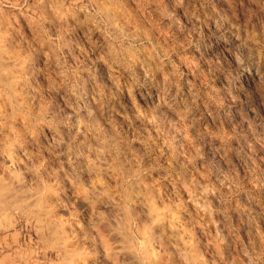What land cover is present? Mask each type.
Returning a JSON list of instances; mask_svg holds the SVG:
<instances>
[{
    "label": "rangeland",
    "instance_id": "374dc122",
    "mask_svg": "<svg viewBox=\"0 0 264 264\" xmlns=\"http://www.w3.org/2000/svg\"><path fill=\"white\" fill-rule=\"evenodd\" d=\"M159 3L0 0V89L5 77L15 83L19 96L13 102L23 101L21 110L39 122L40 139L47 142L60 138L58 128L60 135L66 131V125L57 120L70 115L64 103L66 97L71 98L70 89L80 92L82 83L88 82L89 91H96L78 119L86 130L91 129L88 138L101 160L108 153L100 148L113 155L119 151L118 163L126 181L117 187L113 180L107 187L97 185L81 194L80 186L88 189L96 174L85 171L80 186L74 188L76 194L71 199L61 196L57 203L41 194L36 173H22L20 198L35 197L30 203L44 217L45 235L56 234L55 243H39L35 229L28 233V239L38 243L28 250L27 264L56 260L62 264H264V249L259 244L264 238V109L250 103L256 92L264 96V86L257 81L249 90L242 81L249 102L236 97L220 119L208 121L212 134L204 133L196 140L181 130L187 128L180 124L182 116L168 109L161 115L151 88L143 96L131 88L128 95L121 91L130 77L142 79L138 61L148 60L153 68L162 64L167 69L169 58L163 55L164 49L190 37L195 39L192 50L197 59L202 58L201 67L215 69L219 59L215 53L221 46L216 27L220 25L213 26L209 20L208 27L201 28L192 15L208 8L205 0H185L183 6H175L181 30L157 13ZM234 35L242 47L249 43L242 33ZM230 71L216 72L217 85ZM156 74L159 77V71ZM114 93L131 118L115 116L113 126L99 127L97 112L113 103L109 97ZM154 119L160 121L163 132L153 142L158 135ZM3 142L4 131L0 130V148ZM11 164V156L0 155V173ZM177 175L179 180L174 179ZM98 212L107 214L114 230L83 232L79 224H87ZM241 241L243 245L251 241L255 250L244 248Z\"/></svg>",
    "mask_w": 264,
    "mask_h": 264
},
{
    "label": "clouds",
    "instance_id": "9594fccd",
    "mask_svg": "<svg viewBox=\"0 0 264 264\" xmlns=\"http://www.w3.org/2000/svg\"><path fill=\"white\" fill-rule=\"evenodd\" d=\"M184 3L185 0H160L156 10L158 14L167 16L177 30H181L182 22L174 13L175 6H183ZM205 3L208 4L207 9L202 8L192 15L199 21L201 28L208 27L209 20L213 26L220 25L216 27L221 46L215 53L219 57L215 60V69L210 65L201 67L202 58L197 59L195 51L192 50L195 39L190 37L183 42L176 41L164 49L163 55L169 58L166 61L167 69L162 64L153 68L148 60L138 61L142 79L130 77L121 88L126 95L127 89L131 88L141 96L144 90L151 88L156 93L161 115L164 109H168L182 116L180 124H186L187 128L181 130L192 140L204 133L211 135L208 121L215 122L220 119L221 112L228 104L234 103L236 97H242L245 102H249L247 92L241 88L242 81L247 83L249 90L253 89L257 81L264 86V0H205ZM213 3L220 6L213 7ZM169 4L173 5L171 9L167 7ZM237 31L249 42L243 47L234 35ZM173 55L175 60L171 59ZM155 58L152 57L153 60ZM225 68H230L231 71L225 74L223 82L217 85L216 72L223 74ZM90 87L88 82H83L80 92H77L75 87L70 89L71 98L66 97L64 100L65 107L70 109V115L57 120V124L66 125V131L60 135L58 128L60 138L46 142L40 139L42 130L39 128V122L33 121L30 114L21 110L23 101L16 99V102H13L19 93L15 83L5 77L3 88L0 89V117H3L0 119V124L3 125L0 130L4 131L0 155L5 158L11 156L13 164L6 166L3 173H0V208L3 209V218L0 219V264H27L28 250L38 243L28 239V233L32 229H35L40 237L39 243H55L56 234L53 232L45 235L41 227L44 217L30 203L35 197L20 198L21 192L24 191L20 187L23 183L22 173H36L41 194L57 203L60 202L61 196L71 199V196L76 194L74 188L80 186V176L85 171L95 170L96 174L88 189L80 186L81 194L91 191L97 185L107 187L113 180L117 181V187L126 182L122 179V165L118 163L119 151L113 155L108 149L100 148L99 151L108 153L101 160L88 138L91 129L86 130L83 121L78 119L81 108L87 109L91 104L93 92L96 91H89ZM109 99L113 103L97 112L96 121L99 127L113 126L115 116L125 120L131 118L128 116L129 109L117 94L114 93ZM128 103L131 104L132 101L129 100ZM250 103L264 109V96L256 92ZM73 120H76V123H73ZM153 125L158 134L153 138L154 142L155 139L162 138L160 134L163 128L160 121L155 119ZM116 131L119 135V129ZM64 136L67 139H64ZM81 136L84 139H81ZM163 142L165 145L168 143L167 140ZM171 175L169 172V176ZM174 179L179 180L180 176L177 175ZM79 228L85 233L102 228L114 230L107 214L103 212L95 213L87 224L80 223ZM241 244L244 248L252 246L253 251L255 250L251 241L249 245H243L242 241ZM259 244L261 249H264V238ZM48 246L51 247L52 244ZM245 254L247 255V252ZM49 264L62 262L56 260Z\"/></svg>",
    "mask_w": 264,
    "mask_h": 264
},
{
    "label": "bare ground",
    "instance_id": "6f19581e",
    "mask_svg": "<svg viewBox=\"0 0 264 264\" xmlns=\"http://www.w3.org/2000/svg\"><path fill=\"white\" fill-rule=\"evenodd\" d=\"M3 60H4V59H3ZM2 62H4V61H2ZM4 64H5V63H4ZM6 65H7V64H6ZM3 70H5V69H3ZM8 70H9V69H8ZM13 75H14V74H13ZM1 76H2V75H1ZM8 77H9V76H8ZM1 83H2V82H1ZM39 199H40V198H39ZM42 200H43V198H42ZM42 200H41V201H42ZM44 202H45V201H44ZM44 202H43V203H44ZM41 204H42V203H41ZM44 205H45V204H44ZM44 205H43V206H44ZM41 207H42V206H41ZM132 208H133V207H132ZM132 208H131V209H132ZM151 208H152V207H151ZM40 209H41V208H40ZM152 209H153V208H152ZM43 210H44V209H43ZM154 210H156V209L154 208ZM131 211H132V210H131ZM155 212H156V211H155ZM133 213H134V212H133ZM158 215H159V214H158ZM119 218H121V217H119ZM123 218H124V217H123ZM124 222H126V221L124 220ZM145 222H146V221H145ZM121 223H122V222H121ZM125 225H129V224H125ZM144 225H145V224H144ZM125 227H126V226H125ZM125 227H124V228H125ZM143 228H144V227H143ZM125 229H126V228H125ZM126 231H127V230H126ZM144 231H145V230H144ZM154 231H155V230H154ZM128 232H129V231H128ZM141 232H142V231H141ZM155 232H156V231H155ZM143 233H144V232H143ZM155 236H157V235H155ZM147 237H148V236H147ZM147 239H148V238H147ZM127 241H128V240H127ZM128 242H129V241H128ZM130 243H131V242H130ZM149 243H150V242H149ZM68 244H69V243H68ZM70 244H71V243H70ZM125 244H126V243H125ZM131 244H132V243H131ZM131 244H128V246H129V245L131 246ZM60 246H61V245H60ZM149 247H150V246H149ZM148 249H149V248H148ZM151 249H152V248H151ZM133 250H134V248H133ZM156 250H157V249H156ZM158 250H159V249H158ZM150 251H151V250H150ZM150 251H148V252L151 253L153 250H152L151 252H150ZM147 256H148V255H147ZM149 257H150V256H149ZM149 257H147V262L151 261V259H149V261H148V258H149ZM151 258H153V257H151ZM154 258H155V257H154ZM156 261H157V260H156ZM160 261H161V260H160ZM160 261H159V262H160ZM156 264H157V263H156ZM158 264H161V262L158 263Z\"/></svg>",
    "mask_w": 264,
    "mask_h": 264
}]
</instances>
